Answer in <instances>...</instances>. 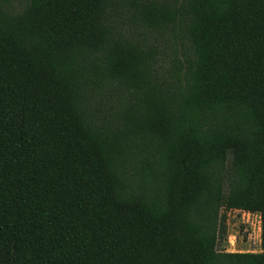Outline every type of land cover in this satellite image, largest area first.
I'll list each match as a JSON object with an SVG mask.
<instances>
[{
	"label": "trees",
	"instance_id": "1",
	"mask_svg": "<svg viewBox=\"0 0 264 264\" xmlns=\"http://www.w3.org/2000/svg\"><path fill=\"white\" fill-rule=\"evenodd\" d=\"M0 264H264V0H0Z\"/></svg>",
	"mask_w": 264,
	"mask_h": 264
},
{
	"label": "rangeland",
	"instance_id": "2",
	"mask_svg": "<svg viewBox=\"0 0 264 264\" xmlns=\"http://www.w3.org/2000/svg\"><path fill=\"white\" fill-rule=\"evenodd\" d=\"M157 50L155 68L158 74L169 79L176 70V57H181L185 42L182 33L176 26H170L153 35H146ZM120 97L113 93L103 91L96 101L97 107L103 114H97L101 118H110L108 112L115 110ZM224 216L223 224L225 233H220L217 249L224 251H261L260 246V219L258 215H247L245 212L234 210H220Z\"/></svg>",
	"mask_w": 264,
	"mask_h": 264
},
{
	"label": "built area",
	"instance_id": "3",
	"mask_svg": "<svg viewBox=\"0 0 264 264\" xmlns=\"http://www.w3.org/2000/svg\"><path fill=\"white\" fill-rule=\"evenodd\" d=\"M234 211L245 212V213H247V215H251V214H256V215H258V213H251V212L243 211V210H239V209H234ZM258 217H259V215H258ZM259 219H260V218H259Z\"/></svg>",
	"mask_w": 264,
	"mask_h": 264
}]
</instances>
